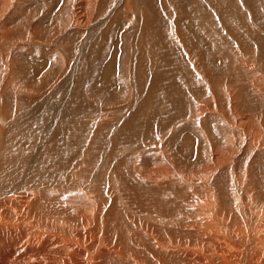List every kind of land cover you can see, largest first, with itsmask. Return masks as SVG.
I'll return each mask as SVG.
<instances>
[{"label": "rangeland", "instance_id": "374dc122", "mask_svg": "<svg viewBox=\"0 0 264 264\" xmlns=\"http://www.w3.org/2000/svg\"><path fill=\"white\" fill-rule=\"evenodd\" d=\"M252 124L264 132V0H0L1 154L35 155L36 182L164 150L175 173L198 154L196 169L233 165Z\"/></svg>", "mask_w": 264, "mask_h": 264}, {"label": "bare ground", "instance_id": "6f19581e", "mask_svg": "<svg viewBox=\"0 0 264 264\" xmlns=\"http://www.w3.org/2000/svg\"><path fill=\"white\" fill-rule=\"evenodd\" d=\"M215 106L205 108L212 115L207 119L217 120ZM246 120L238 128H247ZM251 132L256 138L233 165L223 153L196 169L197 144L198 159L184 165H194L191 175L175 173L162 148L160 159L153 155L157 160L144 152L141 164L129 166L112 155L114 170L76 172V166L66 179L39 183L46 176L33 173L35 155L16 160L10 150L1 154L8 147L0 129V264H264V132L255 126ZM195 140L185 136L183 148Z\"/></svg>", "mask_w": 264, "mask_h": 264}]
</instances>
